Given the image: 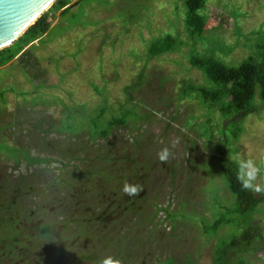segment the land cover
Segmentation results:
<instances>
[{"label": "rangeland", "instance_id": "374dc122", "mask_svg": "<svg viewBox=\"0 0 264 264\" xmlns=\"http://www.w3.org/2000/svg\"><path fill=\"white\" fill-rule=\"evenodd\" d=\"M109 2L86 8L85 21L93 25L73 24L43 44L34 41L25 47L31 53L30 65L15 57L0 67V143L12 149L0 150V204L40 206L46 194L23 199L20 193L29 190L18 189L15 194L11 190L37 178L42 181L38 188L46 182L51 188L57 178L67 181L78 175L93 184L97 181L90 192L97 202L86 199L85 206L103 207L125 188V183L116 184L115 177L137 180L141 188L148 187L140 210L124 216L125 222L97 226L98 262L111 257L119 264H216L218 242L233 229L222 226L207 236L202 224L212 223L222 207L235 205L216 160L226 154L237 161L248 188L256 197L262 195L264 109L245 118L237 142L224 144L221 134L227 120L193 95L179 96L186 83L206 84L187 61L191 41L184 30L182 0ZM135 5L138 13L133 19L118 15ZM202 14L208 20L196 48L207 56L237 65L264 43V0H208ZM58 15L52 26L59 23ZM165 34L183 45L149 58L148 41ZM255 103L260 106L257 99ZM102 106L100 129L111 116L130 114L124 127L93 139L88 117ZM66 117L67 129L58 131ZM158 207H167L174 218H167ZM259 211L253 216L264 232V207ZM11 214L0 211V218ZM19 221L13 217L12 226L20 228ZM5 223L0 219V264H13L17 252L12 249L5 257L1 250L10 233ZM263 254L250 251L243 256L247 264H264Z\"/></svg>", "mask_w": 264, "mask_h": 264}, {"label": "trees", "instance_id": "16d2710c", "mask_svg": "<svg viewBox=\"0 0 264 264\" xmlns=\"http://www.w3.org/2000/svg\"><path fill=\"white\" fill-rule=\"evenodd\" d=\"M207 1L182 0L184 30L191 41L187 61L191 68L202 73L206 84L186 83L179 92V96L182 98L193 95L209 110L215 108L220 117L227 120L221 135L223 136L222 142L229 144L230 141L237 142L239 139L245 118L261 108L264 109V43L256 46L254 56H248L237 65H228L212 55L207 56L198 51L196 46L203 41L201 36L208 20L207 16L202 14ZM91 4L105 6L110 2L109 0H55L52 6L11 46L0 50V67L15 57H19L20 61L30 65L27 61L28 59L30 61L31 53L25 47L32 42L37 41L43 44L45 38L50 39L56 33L60 34L73 24L82 27L88 24L93 25L94 22L85 21L86 8ZM57 12H59V23L52 26ZM118 13L120 17L127 15V19H133L138 9L135 5L128 9H121ZM182 45L183 42L177 37L165 34L148 41L146 55L151 58L173 53ZM255 99L260 102V106L256 105ZM104 111L105 107L102 106L95 116L88 117L87 123L93 139L106 138L114 127H124L130 114V112H124L119 116H111L106 127L100 129V120ZM68 119L66 117L62 120L58 131L67 129L64 123ZM50 130L52 127L47 128V131ZM2 149L12 150L6 144L0 143V150ZM216 168L226 191L235 198V205L231 208L222 207V211L212 223L202 224V231L207 236H213L222 226L233 229L227 239L219 240L214 260L216 264H247L243 254L250 251L264 253V232L253 216L264 207V188L262 195L256 197L248 188L241 165L229 159L226 154L217 158ZM255 206L260 208L257 210ZM161 209L167 218H174L168 212L167 207L159 210ZM233 255L235 256L234 261Z\"/></svg>", "mask_w": 264, "mask_h": 264}, {"label": "flooded vegetation", "instance_id": "af4514ba", "mask_svg": "<svg viewBox=\"0 0 264 264\" xmlns=\"http://www.w3.org/2000/svg\"><path fill=\"white\" fill-rule=\"evenodd\" d=\"M74 176H68L67 181L57 178V181L51 184V188L47 182L45 187L38 188L37 186H42V181L37 178L35 181L19 182V187L11 190L14 194L18 189L29 190L28 194L24 191L20 193L23 199L29 195L34 198L39 196L43 198L42 195L46 194L47 200L39 204L40 206L21 205L12 208L11 205L3 207V204H0V211H13L14 214H11V217L0 218L1 221L6 222L5 226L10 231L9 236L3 237L4 240H2L1 250L5 251L3 255L8 257L14 249L19 256H17L18 261L13 264L26 262L29 264H101L97 260V239L101 238V236L97 237L100 232L97 226L107 227L120 219L127 221L124 216L132 211L140 210L141 196L145 193V188L148 190L146 185L141 188L140 181L130 182L124 177H115L116 184L122 182L127 185V192L122 186L123 190L119 194L117 192L113 194L116 197H113L107 205L101 207V204H95L92 208L85 206V200L94 199V202H97V196L92 198L90 193L93 186L94 189L97 187V181L93 184L90 183V179L86 181L78 175ZM136 178L140 179V177ZM72 181H79L80 185H73ZM58 190H65L66 193L59 194ZM13 217L20 219V228L14 223V227L12 226ZM129 224L126 225V229ZM8 249L10 251L6 252Z\"/></svg>", "mask_w": 264, "mask_h": 264}, {"label": "water", "instance_id": "95a60500", "mask_svg": "<svg viewBox=\"0 0 264 264\" xmlns=\"http://www.w3.org/2000/svg\"><path fill=\"white\" fill-rule=\"evenodd\" d=\"M55 0H0V50L12 45Z\"/></svg>", "mask_w": 264, "mask_h": 264}, {"label": "clouds", "instance_id": "9594fccd", "mask_svg": "<svg viewBox=\"0 0 264 264\" xmlns=\"http://www.w3.org/2000/svg\"><path fill=\"white\" fill-rule=\"evenodd\" d=\"M124 191L127 192V185H125ZM102 264H119V261L113 260L111 257L105 258Z\"/></svg>", "mask_w": 264, "mask_h": 264}]
</instances>
